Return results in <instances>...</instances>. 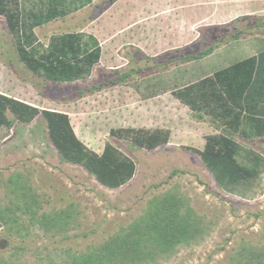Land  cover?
Wrapping results in <instances>:
<instances>
[{"label": "rangeland", "instance_id": "obj_1", "mask_svg": "<svg viewBox=\"0 0 264 264\" xmlns=\"http://www.w3.org/2000/svg\"><path fill=\"white\" fill-rule=\"evenodd\" d=\"M107 1L101 0V3ZM245 9H252L253 12L264 11V0H257ZM86 10L72 12L57 23L38 29V38L43 43L47 42L44 40L50 34L71 33L74 28L76 31L80 26L83 27L85 18L93 15L95 9ZM212 12L213 8L209 6L187 16L193 21H201L205 16L212 15ZM250 16L252 17H240L235 24L221 26L219 29H200L202 38L198 49L195 48L193 53L209 48L214 39L226 45L225 49L222 48V51L209 58L203 67L198 66L199 64L192 67L193 62L174 74L168 71V68L176 65L174 61L163 58L161 62H166L161 64L167 63L169 67L163 70L159 79L145 75L142 81L140 80L141 86H137L141 90L142 86L146 89L144 95L153 90L155 93L158 91V85L160 91L166 90L172 87V82L179 81V76L182 79L189 78L190 73H186L188 69L197 74L211 69L221 70L244 60L251 52L261 53L264 51V29L250 27L259 19L264 20V16ZM241 30L244 33L238 40L231 38L232 34ZM259 33L263 34V39H258ZM212 34L215 35L212 37ZM14 50L12 36L5 18L2 17L0 93L41 110L67 113L78 137L97 154H102L112 129L176 130L174 129L171 142L155 151L131 147L124 140H112L124 154L133 157L137 162L134 178L114 189L101 185L83 167L62 161L57 149L49 142L46 123L42 117L30 124L17 123L11 129L1 128L0 208L7 206L10 201L6 187L8 178L14 173H20L25 175L31 186L40 193L43 210L49 212L73 203L77 219L65 237H52L44 233L39 226L31 227L28 221L25 227L21 224L13 226V229L1 225L0 264H69L66 248L80 252L86 251L90 246L103 244L110 236L146 214L145 210L153 197L162 196L169 190H174L184 198L206 228L198 241L179 247L175 254L160 259L156 264H229L234 250L240 247L243 240L263 242L264 171L240 191H229L217 184L202 158L190 149H204L207 136L219 132L212 124L208 121L197 124L195 120L191 123L188 115L183 116V109L178 111L182 117L176 122L169 116L168 97L162 99L161 105L145 102L144 108L136 107L132 97L127 99L124 89L120 90L124 93L101 92L90 96V99L74 101L80 88L85 85L84 81L71 85L47 82L27 69L24 63L19 61ZM106 62L107 60H104L102 63L104 68L94 70L89 83H100L114 75H106L103 71L108 67ZM152 64L144 61L139 66L146 68ZM118 65L115 64V67ZM191 67L193 69H190ZM261 76L264 77V71ZM135 84L138 82L125 87L129 88ZM7 116L14 119L11 112H8ZM235 137L244 147L264 156V137L254 141H246L239 135ZM197 139L203 141L204 146L199 145ZM16 232H21L25 237L22 239ZM3 241L7 247H3Z\"/></svg>", "mask_w": 264, "mask_h": 264}, {"label": "trees", "instance_id": "obj_2", "mask_svg": "<svg viewBox=\"0 0 264 264\" xmlns=\"http://www.w3.org/2000/svg\"><path fill=\"white\" fill-rule=\"evenodd\" d=\"M114 1L110 0V3ZM93 2L0 0V18L6 20L19 61L39 78L53 84L71 85L84 81L85 85L74 101L128 85L142 75L158 71L153 67L147 70H136L134 67L117 69L106 81L89 83L94 68L100 62L101 50L94 48L89 41L84 42V34L71 32L52 36L47 47L38 42L37 27L65 18L72 12L93 5ZM252 28L263 30L264 20L259 19ZM242 33L241 30L232 34L231 38L238 40ZM223 44L214 39L209 48L191 55L183 54L179 61L184 64L204 59ZM168 67L165 63L159 68L163 71ZM139 71L142 75H137ZM263 71L264 51L216 71L213 77L174 92L182 103L191 108L195 118L208 121L219 131L207 136L204 150L190 149L202 158L217 184L229 191H240L264 171V156L244 147L235 137L239 135L246 141L264 137ZM8 112L14 115V119H9ZM40 117L46 123L49 142L57 149L62 161L83 167L101 185L114 189L134 178L137 162L124 154L112 140H124L131 147L155 151L168 144L171 134L170 130L163 128L112 129L102 154H97L77 137L67 113L41 110L0 93V129H11L17 123L30 124ZM6 187L10 201L0 208V228L3 225L13 229V226L21 224L25 227L28 221L31 227L39 226L52 237L67 236L77 219L75 204L49 212L43 210L40 193L20 173L11 175ZM145 212L103 244L80 252L66 248L69 264H156L160 259L175 254L179 247L195 243L205 233L206 225L196 211L174 190L153 197ZM20 236L22 239L25 237L23 234ZM262 241L243 240L240 247L234 250L229 264H264V238ZM2 245L7 247L4 241Z\"/></svg>", "mask_w": 264, "mask_h": 264}, {"label": "crops", "instance_id": "obj_3", "mask_svg": "<svg viewBox=\"0 0 264 264\" xmlns=\"http://www.w3.org/2000/svg\"><path fill=\"white\" fill-rule=\"evenodd\" d=\"M255 2H257V0H115L113 3H110V0H108L102 4L101 0H94L93 5L81 9V12L87 11L86 9H89L88 11L95 9L93 10L94 14L88 18H85V25L83 27L80 26L76 29V31H74V28L72 33L79 32L84 34V42L89 41L91 44H93L94 48L98 47L101 50L100 62L94 68V70L96 68H104V64H102L104 60H107L106 64L108 67H105L103 71L110 74H114V70L117 69L124 70L134 67L136 70H139L142 68L139 66V64L144 63L145 61L148 64L149 62L153 63L152 66L148 65L146 68H158V71L156 73L153 72L152 76L153 78L159 79L160 75L163 73L162 69L159 67H161V63L166 62H161V59L163 58H169L167 61H174L173 63L176 65L168 68V71L172 73L174 72V74L178 70L181 71L183 67L185 68L188 65H191L193 62L194 64H192V67L198 64V66L201 67L206 65L205 63L207 60H209L211 57H214L219 51H222V48L225 49L226 45L217 48L210 56L198 61L182 64L180 63L179 59L183 54L191 55L194 54L193 50L195 48L198 49L197 46L199 45L202 38L200 30L201 28L203 29L211 27L210 29H219L221 26L223 27L232 23L235 24L236 20L240 17L250 15L264 16V13H262L264 11L259 10L257 12H253L251 11L252 9H245ZM209 6L213 8L212 15L209 17L205 16L203 19H201V21H193L192 19L188 18L191 12L193 13L194 11L201 10ZM223 9L224 12H222ZM60 19L37 27L35 29L36 36L38 29L49 27L51 24H55L60 21ZM56 35L61 34H50L44 40L47 42L43 43L42 40L37 36L38 42L47 47L51 37ZM257 37L258 39H263L261 38L263 37V34L259 33ZM187 51L190 52L187 53ZM257 54L258 52H251L250 55L245 59L256 56ZM131 63L134 65H131ZM115 64L119 65L115 67ZM192 67L190 69H193ZM216 71L218 70L211 69L210 71L197 74V72H194V70L189 71L188 69L186 70V73H190L189 78L186 77V79H182V77L179 76V81L172 82V87H168L166 90L163 89L161 91L159 90L160 85L157 84L158 91L156 90L154 93L153 90L150 94L147 93L146 95H144L146 89L144 90L142 86L141 90L140 87L137 86H141V81L144 77L142 72L139 71L137 75H142V77H139L138 80L136 79L135 81L131 82H138V84H135L129 88L125 87L127 85L117 86L104 92L113 93L118 91L124 93V91H120L124 89V94H126L127 99H131L132 97L133 102L136 103V107L140 108H144L143 103L145 102L161 105L162 99L168 97V104H170L168 105L170 109V117H172L177 122V120H180V117H182V114L178 113V111L183 109V116L188 115L191 123L192 120H195L197 124H200L204 122L195 118L194 114H192L193 112L191 108L188 105L182 103L174 95V92L178 89L194 84L204 78L213 77ZM171 77L172 76H170V78ZM129 94H132V96ZM90 98L91 97H87L84 99ZM158 109H160V107H158ZM73 129L75 131L74 126ZM174 129L176 130V128ZM174 129L170 128V142L171 137L174 136ZM211 135L214 134L211 133ZM198 141L200 140L197 139V143H199V145L204 146L203 141Z\"/></svg>", "mask_w": 264, "mask_h": 264}]
</instances>
